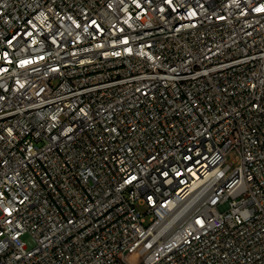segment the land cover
Listing matches in <instances>:
<instances>
[{
    "label": "built area",
    "instance_id": "2783aa9c",
    "mask_svg": "<svg viewBox=\"0 0 264 264\" xmlns=\"http://www.w3.org/2000/svg\"><path fill=\"white\" fill-rule=\"evenodd\" d=\"M0 264H264V0H0Z\"/></svg>",
    "mask_w": 264,
    "mask_h": 264
},
{
    "label": "rangeland",
    "instance_id": "374dc122",
    "mask_svg": "<svg viewBox=\"0 0 264 264\" xmlns=\"http://www.w3.org/2000/svg\"><path fill=\"white\" fill-rule=\"evenodd\" d=\"M140 209H141V210H144V208H142V207H141Z\"/></svg>",
    "mask_w": 264,
    "mask_h": 264
}]
</instances>
